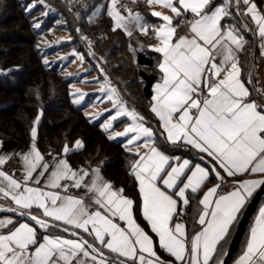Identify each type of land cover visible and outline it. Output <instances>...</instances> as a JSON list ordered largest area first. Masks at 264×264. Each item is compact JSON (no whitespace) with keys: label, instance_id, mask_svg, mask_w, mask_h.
I'll return each mask as SVG.
<instances>
[{"label":"snow or ice","instance_id":"snow-or-ice-1","mask_svg":"<svg viewBox=\"0 0 264 264\" xmlns=\"http://www.w3.org/2000/svg\"><path fill=\"white\" fill-rule=\"evenodd\" d=\"M45 2L34 0L25 11ZM145 3L159 5L172 15L152 11V17L164 22L153 28L122 0H109L107 15L114 22L113 31L122 29L132 37L128 25L134 22L141 34L151 31L158 41L149 46L160 56L156 64L160 79L153 86L150 103L158 129L128 105L103 67H99L101 75L94 77L100 85L97 100L111 107L88 118L92 122L104 117L100 126L107 138H123L125 149L135 157L129 174L138 187L141 216L150 231L138 221L134 199L106 181L99 166L91 170L71 166L66 157L84 148L82 140H76L72 148L65 144L61 158L53 157L51 164L45 160L37 146L41 111L30 130L29 151L0 153V199L10 201L8 206L0 205V212L34 222L0 219V229L6 230L0 233V264H225L220 257L226 255L224 248L234 225L253 195L264 187V90H250L252 80L242 75L238 52L246 41L232 21L250 17L264 55V11L254 0ZM47 7L43 16L51 11ZM104 7L96 5L92 17ZM33 26L40 29L42 21L36 20ZM183 29L187 31L180 35ZM81 39L91 49L92 41L82 34ZM71 55L81 63L85 60L75 51ZM72 95L73 103L82 105L89 94L76 89ZM125 119L123 131H116L117 122ZM179 149L194 150L206 164L170 154ZM13 156L22 162L19 179L3 170ZM245 175L252 178L237 179ZM228 178L234 186L222 192ZM213 179L216 183L208 187ZM70 188L79 192L68 194ZM201 191L194 217L198 227L189 235L184 222L189 192ZM157 245L172 259H163ZM234 264H264V206Z\"/></svg>","mask_w":264,"mask_h":264},{"label":"trees","instance_id":"trees-1","mask_svg":"<svg viewBox=\"0 0 264 264\" xmlns=\"http://www.w3.org/2000/svg\"><path fill=\"white\" fill-rule=\"evenodd\" d=\"M34 0H0V138H10L21 143L31 142L30 130L33 127L38 112L42 111L40 124L38 126L37 146L42 151L59 153L65 143L73 139L81 138L84 148L71 152L67 157L72 162L88 164L89 162H100L102 170L114 181L122 184L125 192L138 203V187L134 178L129 174L130 163L135 159L124 147L121 141H110L107 133L103 131L98 121L90 122L83 110L73 103L69 92L71 78L59 73L55 65H45L42 61V51L38 45L40 29L34 28L33 12L43 9L45 5L36 4L31 12L25 11V6ZM102 0H94V4H100ZM51 8L62 12L63 25L68 22L62 2L58 0H46ZM66 6V5H65ZM47 8V7H46ZM86 18V17H85ZM85 18L74 17V23L69 27H63L75 34L76 29L81 27L85 32L87 28H93L95 33H102L107 37L112 35L111 53L118 55L119 48H135L133 60L136 72L140 78V92L144 98L142 107L134 105L127 97L122 87L110 71L109 78L120 90V94L130 107H134L138 113L146 118L153 128L158 129V122L149 109L152 84L158 77L157 61L160 56L147 47V41L139 40L138 34L128 37L117 29L113 31V23L105 9L98 16V21L90 23ZM147 21L151 22L154 17L145 13ZM237 24L241 22V16L234 17ZM100 21V23H98ZM89 23L91 26L87 27ZM93 31V32H94ZM245 36L251 45H254L255 36L252 28H247ZM77 36L66 41L62 46L70 44L83 55L87 54L83 44L77 43ZM126 45V46H125ZM105 72L108 71L104 67ZM145 68L150 70H145ZM11 70V71H10ZM90 71V70H89ZM99 72V71H98ZM100 73V72H99ZM127 122L125 119L123 125ZM118 123V122H117ZM170 154H179L195 158V151L179 149L170 151ZM198 194H191L190 206L187 208V216L184 218L188 227L193 229L194 217L198 212ZM16 221L19 220L17 216ZM234 225L224 251L235 230ZM248 226V224H247ZM247 226L243 232L247 230ZM240 239L238 248L243 240ZM237 248V249H238ZM221 258V257H220Z\"/></svg>","mask_w":264,"mask_h":264},{"label":"rangeland","instance_id":"rangeland-1","mask_svg":"<svg viewBox=\"0 0 264 264\" xmlns=\"http://www.w3.org/2000/svg\"><path fill=\"white\" fill-rule=\"evenodd\" d=\"M59 2H62L66 5H64L63 8L66 11L65 15L68 19L67 24L65 23L63 25V23L61 22L62 20H64V18H61L62 12H58L54 8H51V11L48 12L47 16L42 15V13L48 11L47 6L49 5L47 3H45L46 6L43 9L35 10L32 16L34 17L33 22L38 19L42 21V26L40 28L41 32L38 36V45L40 47V51H42L43 53L42 61H44V59H47L49 61L48 65H55L58 68L59 73H62L71 78V82L69 84V92L72 100L75 99L72 93L76 89H80L81 92L89 94L86 96L85 101L82 105H77L83 110V113L88 114V117L94 116L99 112H104L105 107H111V104L106 102H99L97 100V97L99 96L98 89L100 85L94 81V77H97V73L100 74L98 72L99 67L104 66L108 69V71L106 72L108 77L110 71L114 72L111 73L113 78H115L117 82L119 81V85L127 94V97L131 100V102H133L134 105L142 107L144 104V98L142 97L140 92V78L136 72L133 60L134 54L132 49L135 48L128 47V49L126 50V47H120L119 56L113 55L109 57L112 51L109 46H111L112 37L115 36L113 32L111 33L112 35L109 34V36L111 37H107L108 33L106 34L107 36L103 35L102 33L96 34L94 29L91 27L87 28L88 32H85L84 29L79 27L81 32L78 33L76 31L75 34L70 33V31L66 29L67 26L69 27L74 23V17L82 18V16L84 18L86 17L85 21L90 23L93 22L96 26L99 15L96 17H92V12L94 11L96 5H104L105 7L102 9V11L105 9L107 13V5L109 4V0H102L100 4L96 5L94 4V0H58V3ZM31 4L32 3H30L29 5ZM134 13H140V10H136L134 11ZM124 14L127 15V13ZM90 17H92L91 20L89 19ZM98 23H100V21ZM112 23L114 25L113 21ZM150 23V25L154 28L157 25L162 24L163 21H158V23L151 21ZM86 24H88L87 27L91 26L89 23ZM63 27L66 28L64 29ZM128 28L132 32L133 30H135V28L138 29L137 25L134 22L129 23ZM49 29H51V31H49ZM81 34L92 41L91 49H89L87 42L81 39ZM73 36H77V43L83 44L86 49L87 54H84L85 60L83 61V63H81L71 55L74 51L78 54L83 55L80 50L75 49L71 44L69 46H62L63 43L57 44V41L60 40H63L65 42L70 41L68 40V37L73 38ZM138 37L141 41V37ZM154 41L155 40L153 38H149L147 47L149 48L151 44L153 45ZM49 44L53 45V47H48ZM90 52L94 53V55H90ZM61 57H67V59L61 60ZM98 61L100 62L99 66ZM38 113H40V111ZM107 115L108 114L105 113V117ZM95 121H98L100 125L102 122H105L104 117H101L100 120ZM119 127L123 128V123L120 124V122H118L115 126V130L117 131ZM76 139H73L69 143H73V141H75ZM119 185L123 188L122 184L119 183Z\"/></svg>","mask_w":264,"mask_h":264},{"label":"crops","instance_id":"crops-1","mask_svg":"<svg viewBox=\"0 0 264 264\" xmlns=\"http://www.w3.org/2000/svg\"><path fill=\"white\" fill-rule=\"evenodd\" d=\"M142 3L141 5L136 9V10H140V14L143 15L145 17V13H149L151 14L152 11H159L161 13H163L164 15H172V13L170 12V10L168 9H165L163 7H160L159 5H154L152 7H148L145 3V0H141ZM219 2V0H218ZM254 2L257 4L258 8L262 11H264V0H254ZM134 10V11H136ZM133 11V12H134ZM146 19V18H145ZM147 21V20H146ZM153 22L155 23H158V21H163L161 18H158V17H154ZM174 21H175V18H174ZM149 24H151L149 21H147ZM233 23L237 24L235 22V20L233 19L232 21ZM164 23V22H163ZM245 25H247L248 27H245ZM238 28H239V31H240V34L244 37L246 43L243 47V49L241 51L238 52V56H239V62H240V66H241V69H242V75L245 79V75H244V68L246 66H248L251 62V58H252V55H253V52H254V45H251L249 43V41L247 40L246 36H245V30L247 28H250L249 25L247 23H245L244 20H242V17H241V22L239 24H237ZM256 27V25L254 27H252V29L254 30ZM121 31H123L122 29H120ZM123 33L125 34V32L123 31ZM133 34H138L142 39L143 41H147L148 42V39L149 38H153L155 41H154V44L151 46H155L158 44V41L155 39L154 37V34L150 31L149 34L147 35H143L140 33V31L138 29L135 28V30H133ZM253 34L255 36V39L258 37L257 35H255L254 31H253ZM126 35V34H125ZM97 76H100V74L97 73ZM160 79V74H159V70H158V77L157 79L155 80V82L152 84V91H151V97L153 95V86L154 84ZM246 80V79H245ZM248 87L250 88V90H252V87L250 85H248ZM151 97H150V102H149V109H150V103H151ZM152 113V112H151ZM153 114V113H152ZM154 116V114H153ZM155 118V117H154ZM156 119V118H155ZM157 120V119H156ZM128 122V121H127ZM126 122V123H127ZM158 122V121H157ZM120 128V129H119ZM117 129V131H123V128L119 127ZM116 129V128H115ZM108 135V134H107ZM78 140V139H76ZM75 140V141H76ZM81 140V139H79ZM119 141L122 142V144L124 145V139H118ZM0 141L3 142V147L0 148V153H8V154H14V153H27L29 151V147H30V144L31 142L25 144V143H21V142H18L14 139H10V138H0ZM75 141H73V143H65L67 144L70 148H72L75 144ZM65 146V145H64ZM63 146V147H64ZM63 149V148H62ZM40 150V149H39ZM143 150V149H141ZM41 153L45 156V160L48 161L50 164L52 163L53 161V157H56V158H61V156L63 155L62 154V150L61 152L59 153H54V152H47V151H42L40 150ZM133 151H135V148H133ZM49 153H52V156H49L48 154ZM196 153V152H195ZM171 155H175V156H181L183 158H190L188 156H182V155H179V154H171ZM198 153H196V156L195 158H190L192 159L195 163H202V164H206V160L205 161H201L199 159H197L198 157ZM69 161V163L71 164V166L74 168V169H79L81 167L85 168V169H88V170H91V169H94L96 167H100L101 169V175L105 178L106 181H110L113 186L117 189L119 188H122L118 182L114 181L111 177H109L103 170H102V167H101V163L100 162H89L88 164H83V163H80V162H72L70 161V159L68 157H66ZM13 159H14V164H15V167L20 171V176H15V178L19 179L22 177L23 175V167H22V162H21V159L19 156H13ZM3 170L9 172V174H13L11 173L9 170L6 169V165L3 167ZM249 178H252L248 175H245L243 177H238L237 179H249ZM232 179V178H231ZM216 181L213 179L212 181V184H209L208 187H211L213 186V184H215ZM138 190V189H137ZM207 189L205 188L204 191H206ZM232 190V189H231ZM230 190V191H231ZM79 192V190H76V189H72L70 188L69 189V192L68 194H77ZM125 195H127L128 197H131L133 198L130 194H128L127 192H125ZM203 195V191L199 192L198 194V201L199 199L202 197ZM134 199V198H133ZM135 201V199H134ZM10 203V201H6V200H3V199H0V205H3V206H8V204ZM136 205V212H135V215L138 219V221L146 227V230H149L147 229V226H146V222L143 221L142 219V216H141V198H140V195H139V191H138V203L135 204ZM261 206H264V194L263 196L261 197V199L259 200V203L255 209V211L252 213V215L250 216L249 218V221H248V226H247V230L245 231V234L243 235V240L239 246V248L236 250L233 258L231 259V261L229 262V264H234V261L239 257V255L241 254L243 248H244V245H245V242H246V239L248 237V234H249V229L250 227L253 225V222H254V219L255 217L257 216L258 214V210ZM6 217H12L14 220L15 218L17 217L16 215H14L13 213H8V212H0V219H3V218H6ZM17 222H29V223H33L32 221L28 220L27 217H19V220ZM185 222V220H184ZM122 223V222H121ZM186 223V222H185ZM198 226H196L194 229L192 227H188V231H189V235H191L196 229H197ZM6 230H3V229H0V233H3L5 232ZM150 231V230H149ZM62 235H67L66 233H61ZM154 235V234H153ZM226 250V249H225ZM157 252L159 255H161V257L163 259H172L168 256L167 253H164L163 250L159 249L158 245H157ZM221 259V258H220Z\"/></svg>","mask_w":264,"mask_h":264},{"label":"built area","instance_id":"built-area-1","mask_svg":"<svg viewBox=\"0 0 264 264\" xmlns=\"http://www.w3.org/2000/svg\"><path fill=\"white\" fill-rule=\"evenodd\" d=\"M122 3L127 4L132 11L136 10L142 3L141 0H137L136 3H132L131 0H122ZM242 20L249 25L250 28L255 26V23L251 21L250 17L241 16ZM174 23H179L178 19H175ZM187 29L180 31V35H184ZM261 43L262 41L259 37L255 40V50L253 52L251 62L248 66L244 68V75L246 81L248 79L252 80V83L249 84L252 87V90H264V55H261ZM255 94V93H254ZM258 98V97H257ZM6 169L9 170L13 175L20 176V171L15 167L14 159L12 158L7 164ZM227 183L223 188L222 192L230 191L233 188V184L230 182Z\"/></svg>","mask_w":264,"mask_h":264},{"label":"water","instance_id":"water-1","mask_svg":"<svg viewBox=\"0 0 264 264\" xmlns=\"http://www.w3.org/2000/svg\"><path fill=\"white\" fill-rule=\"evenodd\" d=\"M263 194H264V187L257 190V192L253 195V197L251 198V200L249 201V203L247 204V206L243 210V213L240 216L239 221L235 226V230L231 236V239H230V241L226 247V250H225L226 255L221 257V259L224 260L225 264H229V262L233 258L234 254L238 248V245H239L240 239L243 235V232L247 226L249 218L252 215V213L255 211V209L259 203V200L261 199Z\"/></svg>","mask_w":264,"mask_h":264}]
</instances>
